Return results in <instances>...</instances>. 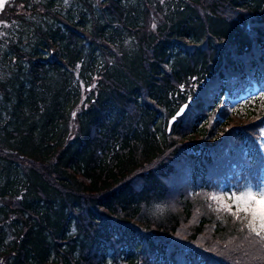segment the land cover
<instances>
[{
	"label": "trees",
	"instance_id": "16d2710c",
	"mask_svg": "<svg viewBox=\"0 0 264 264\" xmlns=\"http://www.w3.org/2000/svg\"><path fill=\"white\" fill-rule=\"evenodd\" d=\"M6 14L0 264H264V241L211 198L264 176V0Z\"/></svg>",
	"mask_w": 264,
	"mask_h": 264
},
{
	"label": "snow or ice",
	"instance_id": "6c2138e0",
	"mask_svg": "<svg viewBox=\"0 0 264 264\" xmlns=\"http://www.w3.org/2000/svg\"><path fill=\"white\" fill-rule=\"evenodd\" d=\"M3 8L4 0H0V10ZM211 198L219 202L221 209L240 220L251 234L259 237L260 241H264V184L255 188L247 185L239 191L219 196L212 194Z\"/></svg>",
	"mask_w": 264,
	"mask_h": 264
},
{
	"label": "rangeland",
	"instance_id": "374dc122",
	"mask_svg": "<svg viewBox=\"0 0 264 264\" xmlns=\"http://www.w3.org/2000/svg\"><path fill=\"white\" fill-rule=\"evenodd\" d=\"M8 1L10 0H4V8L2 10H0V18L3 19V18H8V14L6 15H1V12L6 8V5L8 3ZM9 13H13V12H9ZM161 22H163V14L154 10L152 11L151 15H150V18H149V21H148V27L149 28H154L156 27L157 25H159ZM2 23H0L1 25ZM1 27V26H0ZM2 35V33L0 32V36ZM258 89L255 88L253 93H257ZM238 102H234V104L236 105ZM232 108H229V110H231ZM74 130H75V126H74ZM261 132V136H262V142H260V144L263 146V149H264V128L262 130H260ZM264 184V176L263 178L258 182V183H253V182H243L241 183L240 185H237V184H234L232 186H230L229 188H227L225 186V184H223L221 187H220V190L217 194V196L219 195H224L226 193H230V192H233V191H239L241 190L243 187L247 186V185H251L253 188L255 187H258L260 185ZM214 205L215 207L218 209V210H223L220 208L219 206V202L217 200H214Z\"/></svg>",
	"mask_w": 264,
	"mask_h": 264
},
{
	"label": "water",
	"instance_id": "95a60500",
	"mask_svg": "<svg viewBox=\"0 0 264 264\" xmlns=\"http://www.w3.org/2000/svg\"><path fill=\"white\" fill-rule=\"evenodd\" d=\"M187 108V104H185L177 113H179V115H177V113L175 114V116H173L168 123V133L171 132V129L173 127V125L176 123V121L183 116V114L185 113Z\"/></svg>",
	"mask_w": 264,
	"mask_h": 264
}]
</instances>
